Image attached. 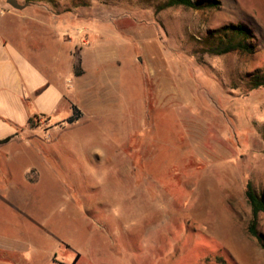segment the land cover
Returning <instances> with one entry per match:
<instances>
[{"label": "rangeland", "instance_id": "rangeland-1", "mask_svg": "<svg viewBox=\"0 0 264 264\" xmlns=\"http://www.w3.org/2000/svg\"><path fill=\"white\" fill-rule=\"evenodd\" d=\"M167 1L0 0L4 39L76 86L0 165V264H264V0ZM239 24L254 52L210 53Z\"/></svg>", "mask_w": 264, "mask_h": 264}, {"label": "crops", "instance_id": "crops-1", "mask_svg": "<svg viewBox=\"0 0 264 264\" xmlns=\"http://www.w3.org/2000/svg\"><path fill=\"white\" fill-rule=\"evenodd\" d=\"M50 71L58 75L56 69L40 66L36 58L0 34V165L16 161L20 155L17 148L30 144L25 142L35 131L31 119L40 122L37 128H41L59 119L62 108L72 110L76 92L73 73L65 79L58 75L61 83L56 84L47 75ZM10 247L0 243L3 252Z\"/></svg>", "mask_w": 264, "mask_h": 264}, {"label": "trees", "instance_id": "trees-1", "mask_svg": "<svg viewBox=\"0 0 264 264\" xmlns=\"http://www.w3.org/2000/svg\"><path fill=\"white\" fill-rule=\"evenodd\" d=\"M167 6H183L187 8L199 9L201 4L195 0H168ZM212 7V6H210ZM226 34V39H221L220 42L210 48V53L215 55H224L232 52H242L251 54L254 52V46L248 42L252 37L250 30L242 25L232 26L229 28ZM264 87V70L255 74L252 88L257 89ZM78 118L73 114L69 119L70 123H73ZM32 122V119H31ZM246 198L251 207V220L248 226L249 234L256 238L261 245H264V237L259 232V218L264 214V194H259L253 187L252 183H248L246 188Z\"/></svg>", "mask_w": 264, "mask_h": 264}, {"label": "water", "instance_id": "water-1", "mask_svg": "<svg viewBox=\"0 0 264 264\" xmlns=\"http://www.w3.org/2000/svg\"><path fill=\"white\" fill-rule=\"evenodd\" d=\"M7 3L10 4L12 7L18 10H23L26 8L27 4H20L18 0H7Z\"/></svg>", "mask_w": 264, "mask_h": 264}]
</instances>
